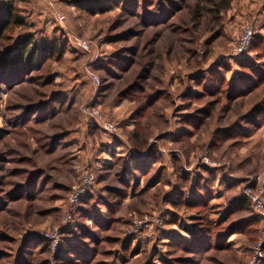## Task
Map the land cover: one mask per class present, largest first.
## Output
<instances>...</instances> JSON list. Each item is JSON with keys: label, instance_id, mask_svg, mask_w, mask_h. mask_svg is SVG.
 Here are the masks:
<instances>
[{"label": "rangeland", "instance_id": "rangeland-1", "mask_svg": "<svg viewBox=\"0 0 264 264\" xmlns=\"http://www.w3.org/2000/svg\"><path fill=\"white\" fill-rule=\"evenodd\" d=\"M88 1L0 0V16L9 8L24 19L0 35V54L26 37L58 49L17 85L0 71V264H264V208L256 209L264 196V0ZM218 4L228 8L218 12ZM248 23L259 29L238 58L234 45ZM211 78L216 85L205 87ZM137 82L147 87L138 100L121 96ZM158 90L155 105L134 116ZM56 92L68 109L58 104L55 117L36 119ZM88 106L117 131L101 127ZM194 115L202 116L197 127L187 121ZM68 131L66 148L47 151L43 144ZM135 150L156 155L148 171L135 169ZM84 163L97 178L93 200L66 223ZM39 169L49 182L36 195L16 194ZM110 187L125 192L121 202ZM196 194L197 205L185 202ZM100 196L117 204L114 213ZM83 206L93 217L79 216ZM143 220L150 226L133 233ZM58 229L55 248L47 236ZM70 240L91 254L66 256Z\"/></svg>", "mask_w": 264, "mask_h": 264}, {"label": "trees", "instance_id": "trees-1", "mask_svg": "<svg viewBox=\"0 0 264 264\" xmlns=\"http://www.w3.org/2000/svg\"><path fill=\"white\" fill-rule=\"evenodd\" d=\"M99 3H103V1L102 0H89L88 6L97 7ZM200 7H203V6H200ZM227 8L228 7H226V6H222V4H218L216 7L218 12H220L219 10H221V9H227ZM11 10L12 9L8 8L6 11H3V13H1V16H0V35L3 32L7 31L9 29V27L12 25V23H14L16 26H21L24 24V19L20 15L12 14ZM163 10H164L165 14L169 12L171 15L173 13V10L166 8V7ZM217 14H219V13H217ZM152 22L157 23L156 20L150 21V23H152ZM56 50H58V49H56V46H54V44H47L44 46H40L38 44H34L31 37H26L23 40H18L16 42V44H14V45L10 44L4 50V52H2L0 54V71L2 73H4L8 77V79H10V82H12L13 85H17V84L21 83L27 75L32 73L34 70L39 69L43 65L45 60L49 59L50 57H52L55 54ZM59 51H60V49H59ZM246 57L243 58L244 61L245 60L248 61V59ZM124 68H126V66H124ZM202 77H203L202 73L198 74L197 80L201 81ZM49 78L51 80L52 76L50 75ZM140 78H146V76H141ZM214 81H215L214 78H211L209 81L206 82L205 87L216 85V83ZM146 91H147V87L137 82V83L131 85L126 90H124L122 92L121 96L122 97L133 96V97H136L138 100V98H139L138 96L141 95L142 93H145ZM162 92H163V90H158L157 92H153L152 94H150L148 96V98L146 99V102L141 103L139 108L135 111L134 116H137V115L144 113L145 108H149V107H152L153 105H155V103L159 100V97L164 93V92L163 93ZM58 104L61 106V108L63 110L68 109L67 108L68 106L65 107L67 104L66 97L62 96L61 93L56 92V93L52 94V96L48 100L41 102L40 105L36 107V109L34 107L32 110L35 109L37 111L34 112L33 114H36V119H41L44 117V115H46L45 119H48V118L51 119V118L55 117L57 115V113L59 112V110H57ZM31 108H32V106L27 107V109H28L27 112H29V110H31ZM193 117H194V119L198 120L199 122L196 120L195 121L194 120H187L188 123L194 125L195 127L199 126L200 121H202V116L194 115ZM20 118L23 122L24 118H26V114H24V115L22 114ZM68 133L70 134V132L68 131V132H65L63 134H58L56 136H53L51 138L50 142H46L45 144H43L44 147L47 149V151H53V150H56L57 148H66V145L64 144V138L66 135H68ZM155 157H156V155L155 156L153 155V159H155ZM150 159H151V156H146V157H143V156L139 157L138 156L136 159V162L134 164L135 169H138L140 172H144L146 170L148 171L151 168V164H152L151 162L153 161V159H151V160ZM146 168H148V169H146ZM42 171H43V169H39L37 171V173L30 176L29 181H27L23 185L17 186L14 189V192L16 194H19V195L24 194V193H28L27 194L28 196L29 195L30 196L36 195V193L42 188L41 185L47 184L49 182L48 177H44V178L40 177L39 174ZM109 192H110V194H115L116 196L118 195L120 198V200H119L120 202H121L122 196L125 194V192L122 193L120 189L114 188V187H110ZM180 195H181V199L177 200L178 202L183 201L184 196H186V194H184V192L180 193ZM101 197L102 196H100V198H99L100 203H104L109 208V210L111 211V214L114 213L116 211L115 208L117 207V204L112 203V201H109V199L101 198ZM200 197H202L201 194H196V196H193L190 200H187V198H185L186 199L185 202L187 204L197 205L196 204L197 202H195L194 199H198ZM91 200H93V194L89 193L83 198L81 203L88 204V203H91ZM176 202H175V205H176ZM117 203H119V202H117ZM247 203L248 202L244 198L243 200L240 201L239 206L245 207L248 205ZM89 211L90 210H89V208H87V206H83L79 210V213H80L79 216L81 215L83 217L84 216H87V217L92 216L93 217V214ZM105 219L106 218H104L102 215L97 217V219L94 218V220H96L98 225H100V226L107 222ZM78 226L80 228H82V230H83L82 235L86 236L88 233H91V231L88 232L86 228L82 227L83 224H80ZM190 232L193 235L196 234V232H194V231H190ZM90 237L95 238V235L92 234V235H90ZM194 240L198 243L204 242L205 238H204L203 233H200V236L197 235ZM68 244L69 245L66 248H64L65 254L68 257H71V258L80 257L82 259H85L92 252V249L90 247H88L86 244H84V242L70 240L68 242ZM191 245L194 246L196 244L194 241H191ZM195 249L196 248H194V250Z\"/></svg>", "mask_w": 264, "mask_h": 264}, {"label": "built area", "instance_id": "built-area-1", "mask_svg": "<svg viewBox=\"0 0 264 264\" xmlns=\"http://www.w3.org/2000/svg\"><path fill=\"white\" fill-rule=\"evenodd\" d=\"M259 29V25L257 23H248L245 26L244 33L241 38L236 40V44L234 45L233 55L235 57H242L245 55L253 43V40L257 34ZM83 48L89 49V45L86 42H82L80 44ZM95 82L97 86L101 85V79L99 77L95 78ZM87 113L93 117L98 124L106 129L110 133H115L117 131V125L112 121L106 119L105 115L96 107L88 106L86 108ZM207 161V159H205ZM96 174L89 163H84L80 167V180L71 187V193L69 195V208L67 209L66 223L69 222L73 218L74 208L79 206L83 198L91 192V189L94 187L96 183ZM256 209L262 211L264 208V196L258 197ZM149 222L147 220H143L140 222L136 221L135 226L132 229L133 233L139 232L141 229L148 228ZM60 229L56 230L54 233H49L47 236L48 241L54 243L55 248L59 247L60 243ZM256 264V263H253Z\"/></svg>", "mask_w": 264, "mask_h": 264}, {"label": "crops", "instance_id": "crops-1", "mask_svg": "<svg viewBox=\"0 0 264 264\" xmlns=\"http://www.w3.org/2000/svg\"><path fill=\"white\" fill-rule=\"evenodd\" d=\"M90 127H94L93 125H91ZM115 139L114 138H108V139H106V141L104 142V144L105 145H110V143H112V141H114ZM117 141H119L118 139H117ZM121 144V143H120ZM136 152V153H135ZM135 152H131L130 154V156H131V158L133 157L134 159L133 160H136L137 159V157L140 155V156H143V157H146L145 155H147V154H139V152H137L136 150H135ZM112 155V154H111ZM110 154H109V156H111ZM177 191V190H176Z\"/></svg>", "mask_w": 264, "mask_h": 264}]
</instances>
